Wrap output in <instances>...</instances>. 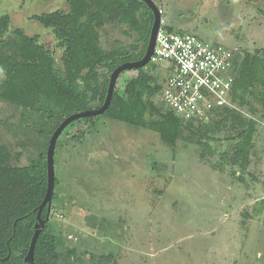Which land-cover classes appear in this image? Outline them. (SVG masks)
I'll list each match as a JSON object with an SVG mask.
<instances>
[{
    "label": "rangeland",
    "instance_id": "374dc122",
    "mask_svg": "<svg viewBox=\"0 0 264 264\" xmlns=\"http://www.w3.org/2000/svg\"><path fill=\"white\" fill-rule=\"evenodd\" d=\"M154 2L163 26L264 60V0ZM67 8L68 0H0V14L9 13L13 27L38 34L58 60L56 36L32 16ZM99 31L106 50L138 38L118 18L104 21ZM133 73L123 72L116 84L129 97ZM4 77L0 67V82ZM263 94L264 85L257 84L234 101V110L257 122L245 172L224 155L234 147L224 128L213 132L214 139L185 131L175 146L152 129L104 115L83 142L66 133L85 125L64 130L55 152L52 223L76 248L73 264H264ZM42 123L35 111L0 99V144L10 149L13 165L25 166L38 153Z\"/></svg>",
    "mask_w": 264,
    "mask_h": 264
},
{
    "label": "trees",
    "instance_id": "16d2710c",
    "mask_svg": "<svg viewBox=\"0 0 264 264\" xmlns=\"http://www.w3.org/2000/svg\"><path fill=\"white\" fill-rule=\"evenodd\" d=\"M32 18L53 31L61 58L57 59L54 50L38 34L30 35L21 27H13L9 13L0 14V67L5 74L0 82V99L35 111L43 121L38 132L44 136L38 153L25 166L13 165L10 149L0 144V264H26L39 206L48 187L47 148L51 135L66 117L104 103L110 75L117 66L143 58L154 13L144 0H68L67 9L35 14ZM116 18L136 31L138 38L128 45L106 50L101 46L99 28L104 21ZM164 27L173 31L170 26ZM132 71L128 79L132 84L131 97L115 87L108 108L100 116L152 129L171 146L185 138V131L192 137L204 132L205 138L214 139L213 132L224 128L234 140L232 154L224 155L243 172L247 170L256 120L224 107L207 123L185 121L155 100L165 80L159 65L148 63ZM233 74L235 101L254 85H264V60L249 52L239 53ZM100 116H86L70 123L65 130L82 124L85 128L73 134L68 131V138L83 142L85 133L90 132ZM239 180L244 181L241 176ZM55 197L54 190L53 203ZM47 213L45 206L41 218H46ZM52 216L38 237L33 264H73L77 250L55 229Z\"/></svg>",
    "mask_w": 264,
    "mask_h": 264
},
{
    "label": "built area",
    "instance_id": "2783aa9c",
    "mask_svg": "<svg viewBox=\"0 0 264 264\" xmlns=\"http://www.w3.org/2000/svg\"><path fill=\"white\" fill-rule=\"evenodd\" d=\"M237 50L161 25L149 63L159 65L161 75L164 69L169 73L155 98L183 120L195 123H207L224 107L233 109Z\"/></svg>",
    "mask_w": 264,
    "mask_h": 264
},
{
    "label": "water",
    "instance_id": "95a60500",
    "mask_svg": "<svg viewBox=\"0 0 264 264\" xmlns=\"http://www.w3.org/2000/svg\"><path fill=\"white\" fill-rule=\"evenodd\" d=\"M148 6L152 9L154 13V22L152 25L149 43L146 49V53L143 56L142 59L138 61H130L125 62L123 64H120L117 66L111 73L109 78V84L107 89V95L105 98L104 103L99 108L94 109H88L85 111L77 112L74 114H71L70 116L66 117L55 129L53 134L51 135V138L49 140V145L47 148V169H48V187L47 192L45 195V198L43 199L42 203L39 206V211L37 215V223L35 224V232L29 247V251L25 257L26 264H33L34 263V252L36 243L38 240L39 235L41 232L46 228L47 223L51 216L53 215V195L55 190V184H56V172H55V152H56V145L58 138L62 134V132L65 130V128L72 123L73 121L83 118L86 116H100L102 115L106 109L108 108L114 91L117 84V80L120 76V74L127 70H133V69H139L144 66H146L153 54L154 46L156 43L157 34L159 31V28L162 24V13L159 8V6L154 2V0H144ZM45 206H48V213L46 218H41V212ZM16 226V223H14V227ZM9 258V255L4 258L3 260H7Z\"/></svg>",
    "mask_w": 264,
    "mask_h": 264
}]
</instances>
